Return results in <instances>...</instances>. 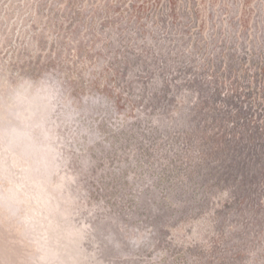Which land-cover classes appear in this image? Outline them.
<instances>
[{
    "label": "rangeland",
    "instance_id": "374dc122",
    "mask_svg": "<svg viewBox=\"0 0 264 264\" xmlns=\"http://www.w3.org/2000/svg\"><path fill=\"white\" fill-rule=\"evenodd\" d=\"M0 264H264V0H0Z\"/></svg>",
    "mask_w": 264,
    "mask_h": 264
}]
</instances>
